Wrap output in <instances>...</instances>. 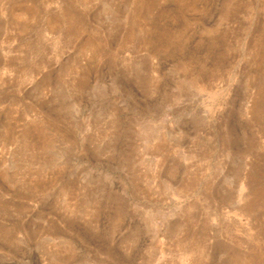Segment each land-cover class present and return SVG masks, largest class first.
<instances>
[{"label":"rangeland","instance_id":"374dc122","mask_svg":"<svg viewBox=\"0 0 264 264\" xmlns=\"http://www.w3.org/2000/svg\"><path fill=\"white\" fill-rule=\"evenodd\" d=\"M0 264H264V0H0Z\"/></svg>","mask_w":264,"mask_h":264}]
</instances>
